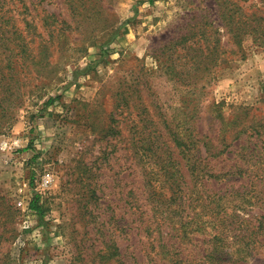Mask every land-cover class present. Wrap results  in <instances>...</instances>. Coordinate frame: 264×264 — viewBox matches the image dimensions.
<instances>
[{
    "label": "rangeland",
    "instance_id": "374dc122",
    "mask_svg": "<svg viewBox=\"0 0 264 264\" xmlns=\"http://www.w3.org/2000/svg\"><path fill=\"white\" fill-rule=\"evenodd\" d=\"M238 3L250 24L264 30V0ZM80 4L0 0V264H118L99 256L110 245L128 263L166 264L156 254L166 239L183 257L200 259L213 245L214 225L231 261L264 264V232L252 253L243 238L262 219L263 181L258 200L243 193L251 177L229 175L206 184L215 197L207 190L196 198L194 190L185 210L152 208L153 198L172 194L162 162L187 161L174 133L187 140L189 157L198 154L215 171L243 162L241 145L255 139L234 140L228 124L252 117L264 123V36L246 33L237 51L216 0ZM198 29L220 38L225 52L215 64L191 59ZM185 35L194 37L183 43ZM207 141L215 144L211 151L232 152L212 158ZM182 170L191 196L194 182ZM224 189L221 221L204 212L202 199ZM36 196L40 213L30 207ZM162 215L169 217L157 228ZM194 215L188 239L172 229L171 216Z\"/></svg>",
    "mask_w": 264,
    "mask_h": 264
},
{
    "label": "trees",
    "instance_id": "16d2710c",
    "mask_svg": "<svg viewBox=\"0 0 264 264\" xmlns=\"http://www.w3.org/2000/svg\"><path fill=\"white\" fill-rule=\"evenodd\" d=\"M74 1L81 2L80 6L83 5L84 9V3L90 0H66V2L72 7ZM217 4L220 6V14L222 17V21L224 22V26H226V30L228 33L231 34L234 43L236 45L237 51H241V43L243 36L249 34L253 39L257 37L255 33H261L264 36V30L259 29L256 25L250 24L248 21L249 17L247 16L248 13L244 10V7L242 5H239L238 0H216ZM78 6V5H77ZM74 9L77 10V7L74 6ZM244 15V16H243ZM244 18V19H243ZM261 35V36H262ZM195 38L199 37L198 39H195L193 43H195L194 46H189L188 51H192L193 55L191 59L196 58V63H200L202 60L200 57L204 56V63L212 62L215 64L216 59L221 53H224V48H220L222 46L219 45L220 38H210L205 36V29H198L197 32L194 33ZM194 36H184L181 40L186 41L185 39H192ZM203 41L205 46L203 47L202 44L200 45L199 42ZM206 41L209 43L206 44ZM184 43V42H183ZM186 43V42H185ZM197 46V47H195ZM220 46V47H219ZM203 47V48H202ZM183 48V47H182ZM206 53L204 54V52ZM208 67V66H207ZM0 79L3 80L4 76L2 72L0 71ZM4 85V84H3ZM8 86V84H6ZM2 106L0 101V107ZM244 114L248 115L249 109L244 107L241 110ZM250 123H247L246 120L241 121L242 125L238 124L236 120H232L228 127L232 131L233 139H240L244 134H247V137H254L253 139H248L246 143L242 144L240 147L239 152L237 153L238 158H240L243 162H234V164H231L229 166V169L226 171L219 170L215 171L216 167L211 164V162H199L201 157L197 154H191L189 157V153H191V149L189 144L187 143V140L184 138L178 137L177 134L174 133V137L172 138L175 142L176 147L181 151V158L186 159V162H162L163 163V169L165 170V175H168V178H166L167 181H170V191L171 196L169 197V200L164 199L161 200V198H153L155 205L152 208L157 211L161 207H166L167 210H169L171 213L176 212V210L183 209L185 210V202L186 200L192 199L195 195L192 196V192L194 190H197V197L196 198H203V196L200 194V191L203 193H206L207 190H210L213 192L214 195L215 190H211L206 187V184H218L223 179L226 178V176H238V177H251L250 179V188L249 191L245 190L243 193H251L254 192V194L250 195V198L254 197L256 200L259 199L260 195L262 194L263 188L258 190L257 188L260 187L258 184L259 182H264V123L260 122V120H256L255 117L250 118ZM201 138H196L195 142L200 141ZM192 143V141H191ZM206 151L209 153L210 157H219L225 152H232L231 150H212L211 147L215 144H212L211 142H205ZM231 145V144H229ZM228 146V145H226ZM198 152V150L196 151ZM236 157V156H235ZM194 159L192 162H189L190 160ZM234 158V157H233ZM235 159V158H234ZM181 163V166L179 167ZM182 166H185L186 171L188 172V175L191 178V182L193 181V188L191 189V196L185 194V187L188 185V182L186 181V175L184 174L182 170ZM169 168H172L170 170ZM264 186V183H263ZM222 189H218L216 192H220ZM238 191V190H236ZM228 189H224V193H220L218 195V198H212V199H202V206L205 210V213H210L214 217V214L220 216L219 220L223 221V214L225 209L224 205L221 203V199L224 198L227 194ZM154 195H157V192H153ZM235 193L233 190H230L229 194ZM238 193H240L238 191ZM243 193H240V195H243ZM212 195H208V197H211ZM37 197L36 200H33L30 203V207L34 209L37 213H40L41 208L37 204ZM215 197V195L213 196ZM258 197V198H257ZM262 198V197H261ZM260 198V199H261ZM246 199V198H245ZM191 204V202H190ZM155 212H153L155 214ZM162 214V213H160ZM181 214V212H180ZM170 215V214H169ZM163 216V215H162ZM190 214L187 213V217H189ZM167 217L169 216H163V219L161 222H157V228L161 227L162 223H165ZM261 220L258 223L257 226V233L251 232L250 234H243V238L246 237V240L244 242V247L247 248V252L250 253L254 249L255 242L258 241L257 235H261L262 232H264V212L261 214ZM196 219L195 215L190 218V220H183L182 218H174L173 216L170 217V222L172 223V229H178L181 230L182 237L189 238V234L192 233L193 228L187 227L191 221L193 222ZM211 225L214 222H217V219H209L207 220ZM247 221V220H244ZM197 224V222H195ZM177 224H182L180 226H177ZM185 226V227H183ZM212 232L209 234L211 235L208 241H211L213 245L210 248L203 249L201 251L202 256L200 259L197 258H188L183 257L180 255L181 248L180 246L175 245V243H169V239H166L167 242H163L162 244H158L156 246V254L162 255L161 258L166 259L164 263L166 264H238L240 260H230L228 258V254L230 252H225L222 246H218V240L221 238V230L216 227V225L213 226ZM170 232L167 231L166 234H169ZM247 235V236H246ZM1 236V234H0ZM264 244V241L262 242ZM261 245V242H260ZM109 248V252L107 250ZM100 248L99 251H104L101 255L99 254L100 258L102 260L116 257V262L118 264H139L137 260H133V262H127L123 261L120 256V251L118 250L117 246L110 245ZM180 248V249H179ZM252 253V252H251ZM243 259V258H242Z\"/></svg>",
    "mask_w": 264,
    "mask_h": 264
}]
</instances>
